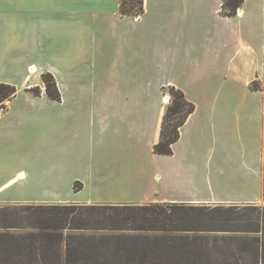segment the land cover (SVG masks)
I'll return each mask as SVG.
<instances>
[{
	"label": "crops",
	"instance_id": "0c3cea01",
	"mask_svg": "<svg viewBox=\"0 0 264 264\" xmlns=\"http://www.w3.org/2000/svg\"><path fill=\"white\" fill-rule=\"evenodd\" d=\"M53 1L0 0L1 68L27 99L0 110V204L261 203L264 93L251 84L264 76V0L233 17L222 0H143L138 17L118 0ZM170 87L196 110L157 155Z\"/></svg>",
	"mask_w": 264,
	"mask_h": 264
},
{
	"label": "trees",
	"instance_id": "16d2710c",
	"mask_svg": "<svg viewBox=\"0 0 264 264\" xmlns=\"http://www.w3.org/2000/svg\"><path fill=\"white\" fill-rule=\"evenodd\" d=\"M122 16L138 17L143 0H118ZM245 0H222L225 17L236 16ZM46 95L60 102L57 81L42 75ZM259 81L251 90L262 91ZM18 88L0 83V110L18 96ZM26 92L42 96V88ZM157 155L170 156L180 130L196 106L170 87ZM264 173V167H263ZM76 183L75 191L81 190ZM111 233L114 243L95 236ZM93 235V236H89ZM106 239V238H105ZM111 241V240H108ZM154 254L152 264H264V207L219 204L0 205V264H97L99 251ZM109 252V253H110ZM149 260V259H147Z\"/></svg>",
	"mask_w": 264,
	"mask_h": 264
},
{
	"label": "rangeland",
	"instance_id": "374dc122",
	"mask_svg": "<svg viewBox=\"0 0 264 264\" xmlns=\"http://www.w3.org/2000/svg\"><path fill=\"white\" fill-rule=\"evenodd\" d=\"M53 4L55 5V2L53 0H44V2L40 4V7L44 8V9H49V8H51V5H53ZM0 5H2V2H0ZM31 7H33V5ZM54 53L55 52L49 51L46 54V59L48 61H50L52 64L58 63V59ZM0 81H1V83H6V84H7L6 81H15V82L20 83L21 81H23V79L22 78L16 79L14 77H11L9 73L5 72L1 68V63H0ZM258 81H259V86H260L259 88L264 93V76L261 79H259ZM8 84H11V83H8ZM11 85L16 86L15 84H11ZM16 87L19 90V87L18 86H16ZM35 87H37V86H35ZM39 87H41V86H39ZM42 91H44V90L42 89ZM19 93L20 92H18V96H19ZM17 97H16V101H26L27 100L25 97H23V95L19 96L18 98ZM169 97H170V95H169ZM6 175H7L6 173H0V177H5ZM259 190H260V187L253 189V191L257 194H258ZM222 191L225 193L231 194L234 191H236L237 193L242 192V189H240V188L234 189L231 185L226 184L223 187ZM61 192H66V191H61ZM89 193H90V190L82 189V186H81V191L78 193V195H81V197H80V199H81L83 197L88 196ZM24 204H27V203L0 204V205L6 206V205H24ZM28 204H30V203H28ZM39 204H48V203H39ZM78 204L81 206L104 205V204H92V203H87V202H82V203H78ZM89 204H92V205H89ZM191 205L216 206L219 204H191ZM227 205H229V204H227ZM238 205H255V206H259V207H264V189H263V199H262L261 203H259V204H238ZM89 236H93V235H89ZM105 236H113V235L111 233H100V235H97L95 237L104 241V242L107 240V242H110L111 244L116 242V241L111 239L112 237L108 238ZM108 240H111V241H108ZM112 249H113V250H111L112 252L109 251L110 253L106 252L104 250L99 251V260L97 261V264H152L151 260L154 258V254H150V253L142 255L141 252H136V253H131L128 256L126 253H121V252L117 253L113 247H112ZM147 259H149V260H147ZM241 264H244V263H241Z\"/></svg>",
	"mask_w": 264,
	"mask_h": 264
},
{
	"label": "bare ground",
	"instance_id": "6f19581e",
	"mask_svg": "<svg viewBox=\"0 0 264 264\" xmlns=\"http://www.w3.org/2000/svg\"><path fill=\"white\" fill-rule=\"evenodd\" d=\"M169 99H166V102L168 101ZM22 179V178H21Z\"/></svg>",
	"mask_w": 264,
	"mask_h": 264
},
{
	"label": "built area",
	"instance_id": "2783aa9c",
	"mask_svg": "<svg viewBox=\"0 0 264 264\" xmlns=\"http://www.w3.org/2000/svg\"><path fill=\"white\" fill-rule=\"evenodd\" d=\"M169 100H170V98H169ZM169 100L167 101V103L169 102Z\"/></svg>",
	"mask_w": 264,
	"mask_h": 264
}]
</instances>
